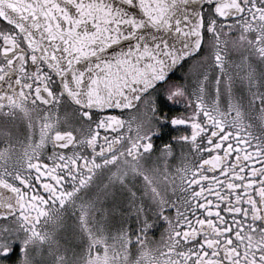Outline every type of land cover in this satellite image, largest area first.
<instances>
[{
	"label": "snow or ice",
	"instance_id": "6c2138e0",
	"mask_svg": "<svg viewBox=\"0 0 264 264\" xmlns=\"http://www.w3.org/2000/svg\"><path fill=\"white\" fill-rule=\"evenodd\" d=\"M0 264H264V0H0Z\"/></svg>",
	"mask_w": 264,
	"mask_h": 264
}]
</instances>
